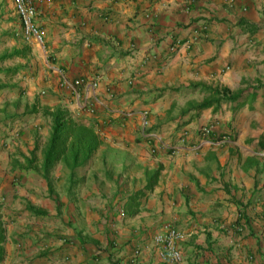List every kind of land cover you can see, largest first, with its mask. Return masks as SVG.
<instances>
[{"label": "crops", "instance_id": "0c3cea01", "mask_svg": "<svg viewBox=\"0 0 264 264\" xmlns=\"http://www.w3.org/2000/svg\"><path fill=\"white\" fill-rule=\"evenodd\" d=\"M37 8L43 44L0 0V264H163L168 225L185 264H264V0ZM58 108L100 146L46 170Z\"/></svg>", "mask_w": 264, "mask_h": 264}, {"label": "trees", "instance_id": "16d2710c", "mask_svg": "<svg viewBox=\"0 0 264 264\" xmlns=\"http://www.w3.org/2000/svg\"><path fill=\"white\" fill-rule=\"evenodd\" d=\"M211 94L193 106V109H204L219 106L221 102L236 100L240 95L227 89L207 87ZM52 126L45 149L44 166L48 167L55 161L63 159L77 167L85 163L91 154L100 146V139L95 129L83 122L76 121L58 108L50 113ZM264 145V140L262 141Z\"/></svg>", "mask_w": 264, "mask_h": 264}, {"label": "built area", "instance_id": "2783aa9c", "mask_svg": "<svg viewBox=\"0 0 264 264\" xmlns=\"http://www.w3.org/2000/svg\"><path fill=\"white\" fill-rule=\"evenodd\" d=\"M16 12L19 16L22 33L27 41H35L39 44L44 43V36L35 22V17L38 14V4L45 0H13ZM77 84L80 81L76 82ZM96 83V82H95ZM147 124V120H145ZM211 131L210 127H204L202 132L208 134ZM241 229L240 227H238ZM184 239V234L172 225L167 226L164 233L155 235L154 241L159 246V258L163 264H185L183 254L180 248V243ZM140 250L134 252V256H138Z\"/></svg>", "mask_w": 264, "mask_h": 264}, {"label": "rangeland", "instance_id": "374dc122", "mask_svg": "<svg viewBox=\"0 0 264 264\" xmlns=\"http://www.w3.org/2000/svg\"><path fill=\"white\" fill-rule=\"evenodd\" d=\"M18 106H20V105H18ZM32 110H30V116L31 117H33V118H37V117H41V118H43L42 116H40L39 114L37 115L36 113H32L31 112ZM18 114V116L17 117H20L21 118V116H22V114L21 113H17ZM43 119H45V118H43ZM25 120V119H24ZM44 121V120H43ZM0 206H2V205H0Z\"/></svg>", "mask_w": 264, "mask_h": 264}]
</instances>
